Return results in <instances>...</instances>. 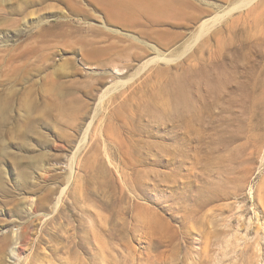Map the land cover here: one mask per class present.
I'll return each mask as SVG.
<instances>
[{
	"label": "rangeland",
	"instance_id": "obj_1",
	"mask_svg": "<svg viewBox=\"0 0 264 264\" xmlns=\"http://www.w3.org/2000/svg\"><path fill=\"white\" fill-rule=\"evenodd\" d=\"M106 1L0 0V264H264V152L243 164L250 123L264 140V106L240 83L243 0L122 20ZM189 118L199 134L170 167L164 124ZM132 125L150 146L127 188L101 131Z\"/></svg>",
	"mask_w": 264,
	"mask_h": 264
},
{
	"label": "bare ground",
	"instance_id": "obj_2",
	"mask_svg": "<svg viewBox=\"0 0 264 264\" xmlns=\"http://www.w3.org/2000/svg\"><path fill=\"white\" fill-rule=\"evenodd\" d=\"M106 2L108 3L107 6L109 7L110 11L113 15L115 14L114 16H116L115 18H117L118 20L130 19L138 13H153L155 15H162L168 10L179 6L178 0H107ZM239 9L240 12H238L239 17L237 19V23L240 32L239 42L242 49L239 73L242 92L245 96L244 99L246 102H249L250 100L253 102L252 104L254 106H257L261 102V104H263L264 106V0H243L238 10ZM231 14L232 11L228 12L226 15H222V17H217L216 19H224V16L227 17ZM230 17H232V15ZM230 17L226 19L223 30L225 29L229 31L233 29L234 23L232 21L230 22V20L232 19ZM158 60L164 61L166 59H162L161 57H159ZM165 62L168 63V60ZM147 65H150V63H147ZM116 71L118 75L123 74L119 69ZM120 83L125 86L127 82ZM131 84L132 83H128L126 85ZM259 91L261 92V94L258 93ZM168 94H170V92H168ZM192 120L191 118L184 119L182 123H180V125H174L173 122L176 121L172 120L170 121V123L169 121H167V123L164 124L165 128L170 127L171 130H167L165 134L161 136L162 141H160L157 145V147L161 150V162H167L170 167L177 164L179 155H183L185 149L188 148V146H191L192 137H194V135L196 134H199L200 131L195 127L198 123V120ZM207 120L210 121V118H207ZM130 129L131 134L128 132L129 134L127 135H121L117 137H114L112 134H108L109 130L107 129L101 131L103 132V134L105 133V135L107 136L106 139L110 140V142L115 147L117 154L121 158V166H119L118 173L120 175V180L122 181L123 186L127 188H130L129 182L131 180V177L139 173L140 167L146 163V149H148V147L150 146L143 140V134L138 135V129L135 131L136 128H134L133 125L130 127ZM209 129L210 128H208V130ZM99 130H97V136H99ZM179 132H182L183 137H178ZM243 134L244 138L247 141L246 145L244 146L246 148V152L244 154L243 164H246V172H249V167L251 166V164H253L255 159H257L259 155L264 152V140L263 135L261 134V132H259L258 124L250 123L248 129ZM136 135L139 136V139L136 138ZM97 136L94 134L93 139H96ZM169 140H172V143H168ZM106 158L110 160L111 155L107 153ZM110 163L114 166L112 162ZM170 171L167 172V175L171 173ZM175 171L177 175L176 177L179 179L181 173H179L178 168H175ZM244 172H242L241 174L242 176L240 178V181L244 178ZM108 173L109 171L106 172V176L108 175ZM176 183L177 179H175L172 183L173 186L171 189L173 192L176 188Z\"/></svg>",
	"mask_w": 264,
	"mask_h": 264
}]
</instances>
